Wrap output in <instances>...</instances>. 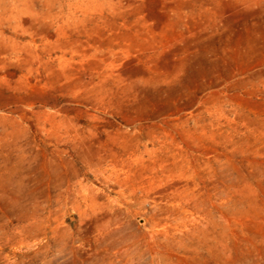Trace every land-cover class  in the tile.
I'll list each match as a JSON object with an SVG mask.
<instances>
[{
  "label": "rangeland",
  "instance_id": "rangeland-1",
  "mask_svg": "<svg viewBox=\"0 0 264 264\" xmlns=\"http://www.w3.org/2000/svg\"><path fill=\"white\" fill-rule=\"evenodd\" d=\"M0 264H264V0H0Z\"/></svg>",
  "mask_w": 264,
  "mask_h": 264
}]
</instances>
